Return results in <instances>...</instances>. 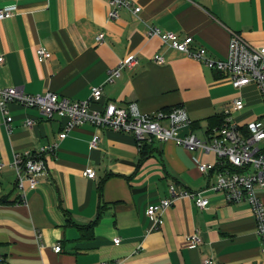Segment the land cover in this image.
I'll return each mask as SVG.
<instances>
[{
  "label": "crops",
  "instance_id": "crops-1",
  "mask_svg": "<svg viewBox=\"0 0 264 264\" xmlns=\"http://www.w3.org/2000/svg\"><path fill=\"white\" fill-rule=\"evenodd\" d=\"M131 1V8L110 19L107 0H0V9L15 13L0 21V86L72 101L86 100L102 86L103 98L93 105L98 110L108 103H136L142 113L183 107L201 139L219 127L213 118L236 99L244 102L232 113L240 127L264 116V95L255 83L237 90L229 76L147 34L154 26L191 36L214 60H226L233 33L264 50V0ZM136 7L140 12H133ZM39 48L50 51L51 59L39 62ZM158 54L165 64L154 61ZM133 58L139 66L107 83L111 70ZM8 108L11 130L0 115V264H264L249 203H229L210 189L216 171L198 169L199 162H214L213 154L155 141L143 157L133 134L90 124L59 143L63 120H49L37 108ZM27 119L35 125L26 126ZM95 135L101 137L97 150L90 147ZM56 142L47 174L24 196L16 185L14 154ZM89 169L96 172L93 180L84 176ZM171 184L204 191L210 204L203 210L192 200H177L154 229L147 207L168 198ZM259 195L264 202V190ZM196 231L201 245L187 239ZM57 245L61 253H55Z\"/></svg>",
  "mask_w": 264,
  "mask_h": 264
},
{
  "label": "built area",
  "instance_id": "built-area-1",
  "mask_svg": "<svg viewBox=\"0 0 264 264\" xmlns=\"http://www.w3.org/2000/svg\"><path fill=\"white\" fill-rule=\"evenodd\" d=\"M107 2L111 8L110 19H117L119 9L131 8L132 5L131 0H107ZM140 10V7H136L133 12L138 13ZM14 15L15 13L10 9H0V21L10 19ZM147 34L150 37L160 38L164 44L186 54L207 68L229 76L235 89L240 90L255 83L264 95V50L254 47L241 35L233 33L226 60H214L208 56L206 48L195 46L194 38L191 36L181 38L176 33L165 32L154 26H149ZM104 37V33L99 34L97 41L102 43ZM37 56L42 63L50 60L52 53L45 48H39ZM3 61L4 58L0 55V63ZM154 61L159 65L165 64L164 57L159 54L154 56ZM137 66H139L137 58L122 62L109 72L107 83H114L121 77L123 70ZM102 98V86L94 87L91 96L83 101H72L52 92L30 95L20 87L2 88L0 86V115L8 130H11L13 122L8 108L10 104H18L27 109L37 108L49 120L56 118L63 120L64 127L59 134V143L74 129L90 124L115 132L131 133L136 137L140 148L144 143L173 142L190 152L213 154L216 160L212 163L199 162L198 169L203 174L216 171L217 181L210 189L223 193L229 203H249L255 219L256 236L261 243L264 258V202L259 195V191L264 190V116L245 127H240L233 120L232 113L241 110L244 102L236 99L223 111L224 125L214 128L208 132L205 139H201L192 132V122L183 107L142 113L136 103L125 106L108 103L101 110L93 109V105L100 102ZM25 125L32 127L35 121L27 119ZM100 141V135H95L90 142L91 149H99ZM59 143L14 154L16 185L24 196L26 191L36 190L40 178L47 174V156L56 154ZM2 167L3 161L0 156V170ZM84 176L93 180L96 178V172L89 169L84 172ZM169 193L168 198L147 207L146 216L152 222L154 229L163 226L164 213L177 200H192L199 209L203 210L210 204L203 195L204 191L178 190L174 184H171ZM37 238L41 242V234H38ZM187 239L193 245L203 243V238L198 231ZM120 241L119 238L115 239V244H119ZM53 249L55 253L62 252L61 245ZM112 264H125V261L119 260ZM203 264H214V261L207 260Z\"/></svg>",
  "mask_w": 264,
  "mask_h": 264
},
{
  "label": "trees",
  "instance_id": "trees-1",
  "mask_svg": "<svg viewBox=\"0 0 264 264\" xmlns=\"http://www.w3.org/2000/svg\"><path fill=\"white\" fill-rule=\"evenodd\" d=\"M213 120L216 122V126H219L218 128L222 127L224 125V120H225L224 113H222L221 116L213 118ZM213 125H215L214 122ZM147 144L149 143H144L141 148L143 157H146L150 154V147Z\"/></svg>",
  "mask_w": 264,
  "mask_h": 264
},
{
  "label": "rangeland",
  "instance_id": "rangeland-1",
  "mask_svg": "<svg viewBox=\"0 0 264 264\" xmlns=\"http://www.w3.org/2000/svg\"><path fill=\"white\" fill-rule=\"evenodd\" d=\"M199 135H201V133L200 132H197Z\"/></svg>",
  "mask_w": 264,
  "mask_h": 264
}]
</instances>
